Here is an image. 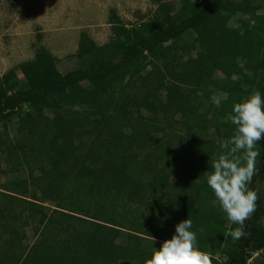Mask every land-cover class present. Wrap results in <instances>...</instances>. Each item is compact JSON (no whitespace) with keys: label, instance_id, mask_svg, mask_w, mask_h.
<instances>
[{"label":"trees","instance_id":"16d2710c","mask_svg":"<svg viewBox=\"0 0 264 264\" xmlns=\"http://www.w3.org/2000/svg\"><path fill=\"white\" fill-rule=\"evenodd\" d=\"M262 6L184 0L172 14L160 2L138 28L110 21L104 45L82 33L66 73L40 48L18 66L24 86L14 69L0 76V175L28 171L0 183V264H145L188 218L209 256L224 245L225 264H247L255 251L263 256L252 264H264V166L249 184L259 200L239 241L204 179L234 132L232 105L264 94ZM219 88L228 94L216 107ZM31 220L37 238L27 246L18 227Z\"/></svg>","mask_w":264,"mask_h":264},{"label":"rangeland","instance_id":"374dc122","mask_svg":"<svg viewBox=\"0 0 264 264\" xmlns=\"http://www.w3.org/2000/svg\"><path fill=\"white\" fill-rule=\"evenodd\" d=\"M158 2L169 5L174 14L182 9L184 0H0V76L14 69L17 71L20 83L24 86L25 79L18 71V66L22 62L34 59L40 48H45L55 58L60 72L66 73L77 66L75 56L82 33L89 35L96 44L104 45L113 36L110 21H115L128 28H138L141 23L150 22L153 19ZM263 12L264 6L258 9L257 13L259 15ZM239 19L238 16L230 18L228 25L237 26ZM190 38L191 36L185 39ZM263 45L264 40L260 46ZM192 53L194 55V52ZM244 72L250 73L249 69H245ZM214 77L219 83L223 81L219 73H216ZM229 86H232V83ZM213 93V96L219 100L225 99L228 94L220 88L214 89ZM160 95L162 96L163 93L161 92ZM27 109V105L22 106L23 111ZM48 114L51 115L52 112L48 111ZM18 126V119L14 115L7 124L8 135L14 141V146L19 141ZM125 133L124 130L120 132V135L124 136ZM208 133L211 137L215 135L211 128ZM257 152L261 155L259 148ZM261 156L256 158L255 167L264 165V161L259 162ZM23 169L16 173L8 171L0 175V183L26 177L28 171L24 172ZM43 205L47 210V207L52 204L45 201ZM262 220L264 222V217ZM32 224L33 220L24 227H18L21 231H25L23 241L27 246L32 245L37 238L33 233ZM215 249L214 256L210 255L212 264H225L226 246L222 245ZM261 257L251 256L247 264H252L256 261L255 259H261ZM118 264H136V262L120 261Z\"/></svg>","mask_w":264,"mask_h":264},{"label":"clouds","instance_id":"9594fccd","mask_svg":"<svg viewBox=\"0 0 264 264\" xmlns=\"http://www.w3.org/2000/svg\"><path fill=\"white\" fill-rule=\"evenodd\" d=\"M211 99L216 107L220 106L216 96ZM231 113L234 132L220 145L222 154L211 164L204 179L227 221L237 226L230 235L239 241L245 235V221L256 212L259 200V194L249 184L259 155L256 146L264 142V94L256 91L234 103ZM145 264H211V259L200 250L193 221L188 218L176 224L171 239L155 248Z\"/></svg>","mask_w":264,"mask_h":264},{"label":"built area","instance_id":"2783aa9c","mask_svg":"<svg viewBox=\"0 0 264 264\" xmlns=\"http://www.w3.org/2000/svg\"><path fill=\"white\" fill-rule=\"evenodd\" d=\"M258 254H259V251H255V252H253L252 254H251V256H254V257H256V256H258ZM250 256V257H251ZM250 261H248L247 260V263H249Z\"/></svg>","mask_w":264,"mask_h":264},{"label":"flooded vegetation","instance_id":"af4514ba","mask_svg":"<svg viewBox=\"0 0 264 264\" xmlns=\"http://www.w3.org/2000/svg\"><path fill=\"white\" fill-rule=\"evenodd\" d=\"M264 166V165H263Z\"/></svg>","mask_w":264,"mask_h":264}]
</instances>
